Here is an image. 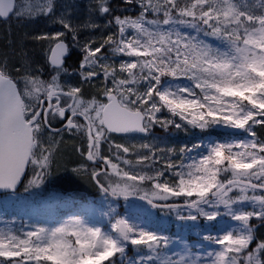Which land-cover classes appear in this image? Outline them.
<instances>
[{"label": "snow or ice", "instance_id": "obj_1", "mask_svg": "<svg viewBox=\"0 0 264 264\" xmlns=\"http://www.w3.org/2000/svg\"><path fill=\"white\" fill-rule=\"evenodd\" d=\"M88 7L74 18L58 0H0V20L59 26L9 33L0 48V192L38 195L69 137L81 158L71 171L107 202L99 217L3 221L0 264H264V0ZM179 132L194 140L172 143Z\"/></svg>", "mask_w": 264, "mask_h": 264}, {"label": "rangeland", "instance_id": "obj_2", "mask_svg": "<svg viewBox=\"0 0 264 264\" xmlns=\"http://www.w3.org/2000/svg\"><path fill=\"white\" fill-rule=\"evenodd\" d=\"M89 2L90 0H58V4L60 5L71 6L74 18L84 17L88 14ZM132 14H134V12ZM1 21L2 20H0V48L3 47L9 33L12 34L13 39L19 40L25 32L35 33L55 31L59 28L58 25H52L44 18H41L34 23H22L17 21L15 17L4 23ZM99 22L102 23L103 21L101 20ZM24 24H27L29 27H22ZM25 47L29 51L30 55H32V57L39 64L43 65L45 53L41 50V47L39 45L32 44L31 42L26 43ZM85 87L87 88L88 86L85 85ZM89 91L92 90L89 89ZM156 132L166 136L169 135L167 133H163V130L159 128L156 129ZM213 138L216 137L213 136ZM170 140L172 143L181 144L191 142L194 140V137L183 132H179L172 134L170 136ZM72 145L73 140L69 137H65V143L60 145L59 151L56 153V162L53 164L46 184L43 186L42 190H37L38 195L28 197L26 201L23 198L17 199L16 197H0V210L3 209L4 206L10 207L15 204L20 206V210L22 211V220L17 222V226L12 225L13 227H18L21 221L29 222V218H31V222H35L38 219L45 222H58L67 219L68 216L73 214L85 215V218L93 214L96 217H99L102 212L107 211V202H104V206L101 207L103 195L100 193L97 199L79 200L78 202L72 201V199H66L65 204L63 203L66 211L64 214L56 217L52 207L58 202L59 198L69 196L72 197L73 195L82 192L90 197L97 190L96 186L89 182L86 175H78L71 171L72 168L76 167V162L81 159ZM24 196L27 197L28 194L25 193ZM121 208L127 209V203L121 201L117 210L120 211ZM129 211L135 213L140 218L144 217L148 222L163 226L169 231V233H183L184 236L192 240H198L201 238V236L197 234L199 231L198 229L187 226L181 228L180 222L176 220L174 215L175 221L172 229H170V220L168 217L163 213L158 214L155 209L151 210L155 213L154 215H149L148 212L139 207L131 208ZM1 220L3 221L4 219ZM0 227H4V223H0ZM204 227H206V224L201 221V228ZM260 231L264 232V228ZM129 254L131 255V253Z\"/></svg>", "mask_w": 264, "mask_h": 264}, {"label": "trees", "instance_id": "obj_3", "mask_svg": "<svg viewBox=\"0 0 264 264\" xmlns=\"http://www.w3.org/2000/svg\"><path fill=\"white\" fill-rule=\"evenodd\" d=\"M113 3L116 5H119L120 0H113ZM217 131H221V130H217ZM31 174H32L31 173V165H29L28 177H30ZM25 182H27V177L25 178ZM21 190H22V186H21ZM99 194L100 193L96 190L93 193V195H91L90 197H89V195L82 192V193H78L76 195H73L71 198H72V201L78 202L79 200L97 199ZM2 196H4V195H0V197H2ZM63 196H65V195H63ZM64 198H66V197H64ZM64 198H59L58 202L55 205H53V207H52L56 217L64 214V212L66 211V209H64V206H63V203L65 204V201H66V199H64ZM157 213L161 214L160 212H157ZM166 216L170 220V229H172L173 223L175 221V217L171 214H168ZM1 219H4L3 221L12 220L14 222L13 226H17L18 225L17 222L22 220V211L20 210V206H17V204L12 205L10 207L4 206V208L0 210V223L2 224L3 221ZM141 219L144 221H147L144 217H141Z\"/></svg>", "mask_w": 264, "mask_h": 264}, {"label": "flooded vegetation", "instance_id": "obj_4", "mask_svg": "<svg viewBox=\"0 0 264 264\" xmlns=\"http://www.w3.org/2000/svg\"><path fill=\"white\" fill-rule=\"evenodd\" d=\"M1 22L4 23L5 21L2 20ZM24 26L29 27L27 24H24L22 27H24ZM78 58H79L78 52H74L73 55L69 58L68 63L74 64V63L78 62Z\"/></svg>", "mask_w": 264, "mask_h": 264}, {"label": "water", "instance_id": "obj_5", "mask_svg": "<svg viewBox=\"0 0 264 264\" xmlns=\"http://www.w3.org/2000/svg\"><path fill=\"white\" fill-rule=\"evenodd\" d=\"M0 194H3L2 192H0ZM122 200V199H121ZM140 203H146V202H144V201H140Z\"/></svg>", "mask_w": 264, "mask_h": 264}]
</instances>
